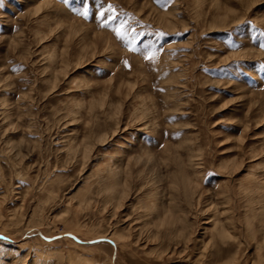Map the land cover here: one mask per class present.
Listing matches in <instances>:
<instances>
[{
  "label": "rangeland",
  "instance_id": "374dc122",
  "mask_svg": "<svg viewBox=\"0 0 264 264\" xmlns=\"http://www.w3.org/2000/svg\"><path fill=\"white\" fill-rule=\"evenodd\" d=\"M262 44L264 0H0V264H264Z\"/></svg>",
  "mask_w": 264,
  "mask_h": 264
},
{
  "label": "snow or ice",
  "instance_id": "6c2138e0",
  "mask_svg": "<svg viewBox=\"0 0 264 264\" xmlns=\"http://www.w3.org/2000/svg\"><path fill=\"white\" fill-rule=\"evenodd\" d=\"M108 11H111L112 10V6L111 5H108V9H107ZM84 15H86L87 13L85 12V13H83ZM100 15L101 16H103L104 15V11H101L100 12ZM116 31V36L118 37V38H120V39H124L125 38V32L124 31H122L121 29H116L115 30ZM158 35L159 36H161V37H163V36H165V35H167L166 33H164V32H159L158 33ZM261 47H264V44H262L261 45ZM145 59H147V60H154L155 59V53L154 52H152V51H149L148 53H146L145 54V57H144ZM126 63V65H127V62H125Z\"/></svg>",
  "mask_w": 264,
  "mask_h": 264
}]
</instances>
